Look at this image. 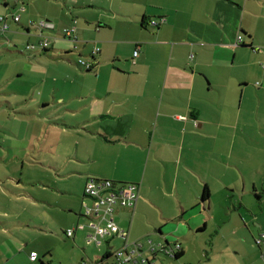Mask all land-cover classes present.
<instances>
[{
	"label": "crops",
	"instance_id": "crops-1",
	"mask_svg": "<svg viewBox=\"0 0 264 264\" xmlns=\"http://www.w3.org/2000/svg\"><path fill=\"white\" fill-rule=\"evenodd\" d=\"M78 3L86 25L75 24L76 41L61 34L76 22L73 17L64 15L69 25L54 33V23L45 20L53 25L46 31L53 34L48 49L8 52L6 70L0 69V92L11 109L19 110L13 112L21 116L19 123L33 127L26 131L36 142L32 153L38 165L63 184L57 192L50 182L41 185L56 195L51 201L28 192L9 201H26L36 209L47 204L69 229L86 223L80 209L92 203L83 195L88 177L135 183V208H119L116 217L131 216L120 225L129 242L144 238L145 251L155 247L146 254L151 262L168 259L160 246L177 243L183 256L194 237L203 244L207 233L205 247L240 252L243 246L235 239L231 244L229 237L247 236L243 224H248L238 218L244 207L251 208L245 196L250 191L260 196L258 188H264V0ZM238 34L243 43L235 46ZM94 47L99 52L92 57ZM83 55L94 61L91 71L77 65ZM23 140L28 142L27 135ZM5 152L14 161L29 156L25 149L13 156ZM204 186L207 201L201 200ZM258 205L262 216L263 199ZM217 210L235 222L223 234L217 225L211 233ZM0 236L2 246L8 237ZM32 252L29 262L47 264L36 252L31 261ZM9 259L0 250V264Z\"/></svg>",
	"mask_w": 264,
	"mask_h": 264
},
{
	"label": "rangeland",
	"instance_id": "rangeland-1",
	"mask_svg": "<svg viewBox=\"0 0 264 264\" xmlns=\"http://www.w3.org/2000/svg\"><path fill=\"white\" fill-rule=\"evenodd\" d=\"M78 1L80 0H0V18H6L5 23L8 25L6 31H2L0 23V69L6 70V65L10 59V55H7L8 52L21 51L25 53L26 44H38L39 38L36 35L39 36V32L38 29H35V26L41 20H49L54 23L55 30L53 33L57 29H61L62 24L69 25L68 21H64V15L68 17V20L73 17L76 20L77 27L79 24L86 25L82 15L79 14V11L83 10L84 7ZM23 9H25V12L21 13ZM18 16L20 21L15 23L13 18ZM31 24L29 34H27L25 27ZM42 36L53 37V34L44 31ZM81 58L88 60L86 55L81 56ZM14 111L19 110L11 109L8 100L0 92V232L8 237L5 244L0 246V250L6 257L10 258L7 260V262H10L9 264H40L39 261L29 262L28 254L31 249L39 255V260L47 264H81L82 261L86 264L95 263L103 254L105 244L103 247H96L94 244L86 243L84 233H77L74 238H67L64 231L70 226L67 225V221L63 219V216L55 214L54 209L47 204H44L45 207L43 208L36 209L34 205L26 201L18 202V204L9 201L8 198L16 199V195H22L25 192L30 193L38 201H40L41 193L46 194V197L51 201L57 198L53 191L57 192V189L63 187L62 182H54L52 177H47L45 168L38 165L37 159L39 157L32 153L36 149V142L32 141L31 134L26 131V129H33V127L28 124L24 128V125L19 123L21 116H15ZM12 128L14 130H11ZM23 132L26 133L25 136L27 135L28 142L23 140V138L25 139L23 135L22 138H16L18 133L21 135ZM10 138L11 140H9ZM17 149H25L29 154L25 161H14L15 159L10 158L5 152L9 151V154L13 156ZM11 179L16 180V182L13 183ZM18 181H20L22 187L15 189ZM48 182H50L48 185L52 187L53 191L51 189L42 190L43 186L41 185H46ZM44 188L46 189V187ZM258 191L260 198H256L252 191H250L252 194H246V201L250 203L251 208L244 207L243 211L245 213L243 212V215L238 216L239 219H243L248 224L247 226L243 224L247 236L231 235L229 237L231 244L235 239L243 246L240 252L234 250L233 247H229V250H225L224 247H220L218 250L208 246L205 247L207 241L210 240L207 233L203 244L199 243L201 237H194L192 246L187 249L186 254L178 259H166L158 256L159 263H156L264 264V242L260 245V248L255 244V240L259 238L260 233L264 234V213L261 216L258 207L261 199H263L264 204V188L259 186ZM42 202L45 203L44 200ZM16 214H20L21 225L16 220ZM224 214L223 211L219 212L217 210L215 220L210 222L214 227L211 233L216 232V225L219 227L221 234L233 228L234 219L228 218ZM128 218H131L129 214L128 216H118L117 220L121 225H125L128 221H123ZM31 220L37 225L34 226ZM135 220L136 214L132 215V221ZM19 225L23 227L21 230H19ZM24 228L41 229L47 235L41 237L40 234L33 232L30 236ZM36 238L37 241H35ZM143 239H140V242H143ZM1 240H3V237L0 236V242ZM127 241L129 242V240ZM124 243V240L116 237L109 240V245L113 246L114 250L120 249ZM142 251V256L146 257L147 250L143 249ZM107 261L111 263L113 259L110 258Z\"/></svg>",
	"mask_w": 264,
	"mask_h": 264
},
{
	"label": "built area",
	"instance_id": "built-area-1",
	"mask_svg": "<svg viewBox=\"0 0 264 264\" xmlns=\"http://www.w3.org/2000/svg\"><path fill=\"white\" fill-rule=\"evenodd\" d=\"M6 18H0L1 30L6 31L8 25L5 23ZM14 22L18 21V17L13 18ZM74 21L70 27L62 30V37L64 39L76 41ZM39 32L38 45L26 44L25 52L33 53L36 48L44 51L49 46V39L42 36V31L53 30V25L45 20L37 24L36 28ZM243 43L242 36L237 35L235 46H240ZM99 52V48L94 47L91 51L92 57ZM137 51L133 54L136 57ZM192 57V56H190ZM77 65L85 70H92L94 68L93 60H84L79 58ZM138 185L135 183H115L109 179L88 177L83 195L92 200L91 204L83 203L80 209V216L86 219V223L77 224L64 231L67 238H74L77 232L84 233V240L88 244H94L96 247H103V254L93 264H154L149 261L147 257L142 256L143 245L140 241L128 242V231L120 225L116 217V211L119 208L134 209L138 201ZM118 238L125 241L124 245L114 250L113 246H109V240ZM151 243L150 241H148ZM264 242V235L255 241L257 246ZM160 253L168 258H174L178 252L181 251V245L175 244L173 247L160 246ZM155 252V247L150 246L147 253ZM37 257L35 252L30 254V260L34 261ZM112 258L113 261L109 263L107 260ZM148 261L150 263H148Z\"/></svg>",
	"mask_w": 264,
	"mask_h": 264
},
{
	"label": "trees",
	"instance_id": "trees-1",
	"mask_svg": "<svg viewBox=\"0 0 264 264\" xmlns=\"http://www.w3.org/2000/svg\"><path fill=\"white\" fill-rule=\"evenodd\" d=\"M242 47H250V48H252L250 45H242ZM82 70H84V71H91V70H85L84 68H82V67H80ZM139 188V187H138ZM255 196H257V197H260L258 194H255ZM209 199V191H208V188L206 187V186H204V188H203V191H202V195H201V200H203V201H207ZM182 255L179 253V254H177V255H175L174 256V258L173 259H178L179 257H181ZM150 261V260H149ZM148 261V263H150ZM154 263V262H153ZM155 264V263H154Z\"/></svg>",
	"mask_w": 264,
	"mask_h": 264
},
{
	"label": "water",
	"instance_id": "water-1",
	"mask_svg": "<svg viewBox=\"0 0 264 264\" xmlns=\"http://www.w3.org/2000/svg\"><path fill=\"white\" fill-rule=\"evenodd\" d=\"M247 48V47H246ZM208 209V208H207Z\"/></svg>",
	"mask_w": 264,
	"mask_h": 264
}]
</instances>
